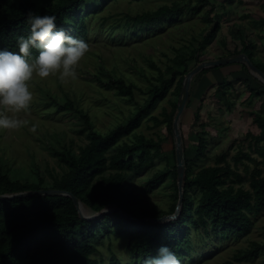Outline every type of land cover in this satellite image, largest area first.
Instances as JSON below:
<instances>
[{"label": "rangeland", "instance_id": "obj_1", "mask_svg": "<svg viewBox=\"0 0 264 264\" xmlns=\"http://www.w3.org/2000/svg\"><path fill=\"white\" fill-rule=\"evenodd\" d=\"M14 1L18 4L24 0ZM30 1L48 5L59 0ZM174 5L183 10L175 16L162 17L161 23L155 25L140 27L127 17ZM197 5L201 8L196 10ZM82 8V15L92 33L87 42L89 51L77 65V78L65 82L53 76L34 78L30 84L33 92L30 107L15 114L25 121L24 126L16 130H0V166L4 165L14 177L43 179V183L51 188L67 167L51 154L49 147L61 149L66 146L78 151L89 141L86 132H80L84 126L81 112L89 114L97 131L109 132L145 103L154 86L160 85V70L168 75L167 66L178 51L191 54L192 49L197 50L191 62L193 68L201 61L245 53V47L250 45L254 61L264 67V0H207L206 3L201 0H86ZM215 25H219V30L210 41H206ZM172 66L180 74L176 75L166 97L160 99L151 111L159 118L164 117L165 108L173 110V91L185 68V65L173 63ZM203 75L199 73L193 80L192 94L181 119L186 158L190 161L188 174L215 165L225 153L227 162L245 176L244 186L248 188L249 174L245 173L243 164H235L233 157L238 151H250L258 157L253 141L245 135L260 131L254 115H264L263 83L245 68L244 63H230L207 72L212 86L200 89L196 97L194 89L200 79L206 78ZM97 76L104 80L109 76L121 78L133 85L134 99L116 94L115 89L103 88L96 81ZM253 90L260 94L255 95ZM69 100L74 102L75 108H63ZM138 134L163 139V142L161 154L148 168L128 173L127 187L137 197L133 218L146 215L160 218L172 214L170 208L176 201L172 178L154 187H150L147 181L155 172L176 162L173 134L165 123L155 125L148 116L123 141H130ZM199 137L208 142L202 155L190 146L198 143ZM244 162L250 164L251 170L255 167L253 163ZM260 167L264 169V163ZM108 175L109 171L104 176ZM192 193L198 199L199 191L194 188ZM116 206L112 203L106 207ZM251 217L249 230L241 235L220 233L210 225L197 227L188 222V243L182 251L183 256L179 257L181 264H224L228 261L264 264V249L255 256H242L254 242L264 243V208ZM115 228L116 225L112 230ZM141 237L139 233L130 236L115 231L102 235L94 256L108 264L111 254H115L123 264H132L131 249L134 241ZM238 253L240 259H236Z\"/></svg>", "mask_w": 264, "mask_h": 264}, {"label": "trees", "instance_id": "obj_2", "mask_svg": "<svg viewBox=\"0 0 264 264\" xmlns=\"http://www.w3.org/2000/svg\"><path fill=\"white\" fill-rule=\"evenodd\" d=\"M85 1L59 0L43 5L30 0L18 4L14 0H0V49L18 51L17 39L29 34V25L26 23V14L29 11L38 15L55 16L54 31L63 30L68 35L88 42L92 31L82 15V5ZM201 2L206 3L207 0ZM194 8L200 9L201 5ZM182 10L175 5L162 6L155 11L138 12L127 17L129 21L144 27L161 23L162 17L175 16ZM219 28V25H215L206 41H210ZM109 33L111 35L112 30ZM249 49L250 45H247L244 52L264 71V67L254 61ZM196 51L192 49L191 54L178 51L167 66L166 73L169 76H165V72L160 70V85L154 86L145 103L139 105L127 120L109 132L103 134L97 131L89 114L81 112L84 126L80 132H86L89 141L78 151L66 146L61 149L49 147L51 154L67 167L62 177L55 179L51 188L71 191L84 203L82 208L87 215L93 212L86 205L100 211L107 205L116 203L129 215L134 216L137 197L127 187L128 173L148 168L153 159L161 154L163 139L157 140L144 134L135 135L130 141L124 142L123 139L140 127L147 116L155 125L165 123L167 130L172 134L173 116L184 76L192 68L191 62ZM33 54H36L35 50ZM172 63L185 65V68L181 71L173 91V110L168 111L165 108L162 112L164 117L159 118L151 114V111L160 99L166 97L176 80V75L180 74ZM244 66L247 69L245 64ZM212 68L219 67L206 68L200 73L205 75ZM95 79L103 88L115 89L116 94L131 99L135 97V87L121 78L109 76L108 80H104L97 76ZM210 84L205 78L200 79L194 89V96L198 97L196 94L199 90L207 89ZM253 92L255 95L260 94L258 90ZM63 108H75L74 102L67 101ZM254 122L260 128L259 133L248 132L245 136L251 138L253 149L261 159L253 156L250 151H238L233 157L235 164H243L245 173L249 174V187L244 186L245 176L227 162L225 153L215 165L203 167L193 175L188 174L190 161L186 158L183 208L180 216L174 221H139L118 211L88 220L80 217L72 197L67 195L0 199V264H103L101 259L94 256L98 251V239L112 231L127 233L130 236L139 233L142 236L134 241L131 253L132 264H144L147 258L156 256L161 246H168L178 258L182 257V251L188 243V222L197 227L203 225L207 228L210 225L220 233L241 235L247 232L252 223L251 215L264 208V169L260 167L264 163V115L255 114ZM207 143L205 138L199 137L198 143L190 146L202 155ZM244 161L253 163L255 167L251 170L250 164ZM107 171L109 175L106 177L104 175ZM170 177L176 190V201L170 208L173 213L178 200L176 162L169 163L164 169L155 172L147 184L154 187ZM43 188H48L43 179L14 177L4 165L0 166V194ZM194 188L200 193L198 199L194 198L192 193ZM147 216L149 215L145 217ZM114 225L116 228L112 230ZM261 249H264V243L254 242L250 249L243 251L242 256H255ZM237 255L236 259H240V253ZM108 264L123 263L117 255L111 254ZM224 264L237 263L228 261Z\"/></svg>", "mask_w": 264, "mask_h": 264}, {"label": "clouds", "instance_id": "obj_3", "mask_svg": "<svg viewBox=\"0 0 264 264\" xmlns=\"http://www.w3.org/2000/svg\"><path fill=\"white\" fill-rule=\"evenodd\" d=\"M26 23L29 34L17 39L18 51L0 49V130H16L24 126L25 121L15 114L30 107L33 101L30 84L34 78L53 76L61 82L75 80L77 65L89 51L85 40L63 30L54 31L56 17L53 15L29 11ZM175 219L173 215L162 220L170 222ZM144 264H181V260L168 246H161L156 256L147 258Z\"/></svg>", "mask_w": 264, "mask_h": 264}, {"label": "water", "instance_id": "obj_4", "mask_svg": "<svg viewBox=\"0 0 264 264\" xmlns=\"http://www.w3.org/2000/svg\"><path fill=\"white\" fill-rule=\"evenodd\" d=\"M244 63L247 68L252 72L254 76H256L260 81L264 84V71L259 68L254 62L250 59V57L246 53H239L232 56H227L218 59L212 60H205L201 61L196 64L185 76L183 85L180 91L179 100L177 103L176 112L173 118L172 123V134L175 143V157H176V169H177V186H178V201L175 208V211L172 214L165 215L160 218H139L136 220L139 221H152V222H161L165 223L162 219L165 217H170L175 215L176 219L180 216L183 208V200H184V184H185V173H186V152H185V145L183 140V132L181 126V119L183 113L186 109L188 98L190 95V90L192 86V82L194 78L204 69L210 67H218L227 65L230 63ZM35 195H67L72 197L75 206L78 209L79 215L81 218L93 220L97 219L105 214L118 211L123 215L133 218V216L129 215L125 212L122 208L118 205L116 207H106L100 211H95L92 209V214H84L81 210V205L84 204L77 196H75L71 191H67L64 189H56V188H43L37 190H26L21 192L15 193H4L0 194V199H13L17 197H28V196H35ZM106 209V210H105Z\"/></svg>", "mask_w": 264, "mask_h": 264}, {"label": "crops", "instance_id": "obj_5", "mask_svg": "<svg viewBox=\"0 0 264 264\" xmlns=\"http://www.w3.org/2000/svg\"><path fill=\"white\" fill-rule=\"evenodd\" d=\"M219 67V66H218ZM211 68V67H210ZM206 78V81L208 82V81H210L209 79H208V76H207V73L204 75ZM210 86H212V85H210Z\"/></svg>", "mask_w": 264, "mask_h": 264}, {"label": "bare ground", "instance_id": "obj_6", "mask_svg": "<svg viewBox=\"0 0 264 264\" xmlns=\"http://www.w3.org/2000/svg\"><path fill=\"white\" fill-rule=\"evenodd\" d=\"M81 210H82V212H83L84 214H86V213L84 212L83 208H82V205H81Z\"/></svg>", "mask_w": 264, "mask_h": 264}]
</instances>
